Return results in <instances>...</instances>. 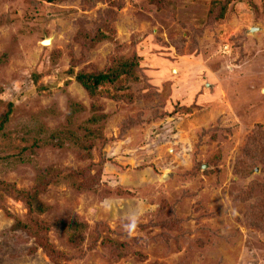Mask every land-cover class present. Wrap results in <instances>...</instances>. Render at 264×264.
Segmentation results:
<instances>
[{
  "label": "rangeland",
  "instance_id": "rangeland-1",
  "mask_svg": "<svg viewBox=\"0 0 264 264\" xmlns=\"http://www.w3.org/2000/svg\"><path fill=\"white\" fill-rule=\"evenodd\" d=\"M109 1L0 0V264H264V0Z\"/></svg>",
  "mask_w": 264,
  "mask_h": 264
},
{
  "label": "trees",
  "instance_id": "trees-1",
  "mask_svg": "<svg viewBox=\"0 0 264 264\" xmlns=\"http://www.w3.org/2000/svg\"><path fill=\"white\" fill-rule=\"evenodd\" d=\"M49 3L53 2H61L64 0H44ZM86 3H94L99 2L102 0H84ZM230 0H214L211 8V16H214L215 20H220L224 18V15L227 10V4ZM112 0L109 1V3ZM139 68V64L136 58L130 60L124 59H116L112 62L110 67L105 71H95L94 73H85L79 72L76 75V81L81 85V87L90 95H95L96 91L105 84H113L121 77H125L128 80L135 81V72ZM10 108L8 112L4 115V121L7 120L9 115ZM80 190L82 188L78 186ZM91 190V188L87 189ZM6 193L8 196L21 201L27 207V210L30 214L33 215L34 213V204L36 203L37 197L39 192H37L36 188H32L28 191L26 190H18L14 186L9 184H4L0 182V192ZM39 211H43V208H37ZM63 226L68 227L70 234L67 238V241L72 248H78L82 241H83V233L84 229L86 228L85 224L79 222L78 219L72 220L69 224L64 221L58 222ZM57 225V223H55ZM14 227H20L19 225H15ZM49 225L41 224V221L34 219L33 217L30 218L29 224L22 227L25 229L26 233L30 236H33L37 239V243L41 245L44 240V250L46 251L48 257L54 264H58V259L60 257L59 252L55 251L52 247L48 244L46 239V235L48 232Z\"/></svg>",
  "mask_w": 264,
  "mask_h": 264
},
{
  "label": "water",
  "instance_id": "water-1",
  "mask_svg": "<svg viewBox=\"0 0 264 264\" xmlns=\"http://www.w3.org/2000/svg\"><path fill=\"white\" fill-rule=\"evenodd\" d=\"M249 32H250V33H254V32H255V30H254V29H252V30H250ZM47 41H49V44H50V40H49V39H46L45 41H43V44H44L45 42H47Z\"/></svg>",
  "mask_w": 264,
  "mask_h": 264
},
{
  "label": "bare ground",
  "instance_id": "bare-ground-1",
  "mask_svg": "<svg viewBox=\"0 0 264 264\" xmlns=\"http://www.w3.org/2000/svg\"><path fill=\"white\" fill-rule=\"evenodd\" d=\"M49 44V41L45 42L43 45H48Z\"/></svg>",
  "mask_w": 264,
  "mask_h": 264
}]
</instances>
